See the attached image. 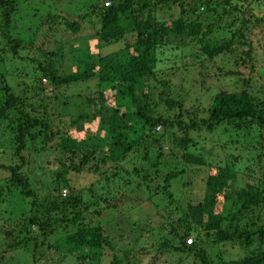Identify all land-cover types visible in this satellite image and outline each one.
Returning a JSON list of instances; mask_svg holds the SVG:
<instances>
[{
  "label": "trees",
  "instance_id": "obj_1",
  "mask_svg": "<svg viewBox=\"0 0 264 264\" xmlns=\"http://www.w3.org/2000/svg\"><path fill=\"white\" fill-rule=\"evenodd\" d=\"M16 1L0 0V120L8 113L12 115L8 119L9 140L6 147L9 159L17 160V163L7 166L0 164V168L8 173L0 180V198L7 199L19 193L28 200V209L24 212L26 214L19 216L15 229L11 227L2 232L5 247L0 251V264L31 241L33 245H45L46 249H53L62 255L79 254V259H83L82 254L96 256L97 261L103 248L111 249V243L100 225L84 223V214L90 205L85 204L80 211L71 196L60 199L56 195L60 193L56 185L64 188L68 182L65 178L67 169L62 162H58L59 169L51 172L58 182L52 192L40 190L42 198L35 199L37 191L30 188L27 174L22 172L24 162H27L23 151L67 155L69 171L79 173L96 159V153L101 154V158L97 157V164H104L105 161L114 163L134 152L145 138L150 140V145L142 146V161L154 167L153 173L157 175L158 166L164 165V161L160 162L164 160L160 141L166 139L169 147H177L181 153V162L171 167V172L165 174L163 186L159 187L160 194L169 204L174 202L169 191L171 183L183 174L195 177L197 172H192L191 167L205 164L198 155L188 152L196 145L189 138L190 133L202 131L212 135L221 130L220 134L232 132L234 137L242 134L248 141H255L250 149L244 147L252 152L246 157L251 166L249 173L264 170L260 136V131L264 129V89L260 92L251 89V73L255 72L256 77L264 82V52L261 61L256 62V53L246 39V33L258 22L253 11L260 5V0H106L105 6L93 4L87 9L95 17L97 31L91 34L94 41L86 42L85 49L81 50L82 56L78 54L77 59L81 56L79 65L71 72L58 71L52 60L61 59L64 54L59 45L58 49L47 54L49 60L45 65L38 64L36 70L31 68L23 75L5 71L6 61L2 57L5 49L17 53L21 48L20 35L11 27L18 13ZM81 18H85V14ZM54 20L71 34L79 31V23L60 19L56 13H46L40 25L46 21L53 24ZM174 38L176 42L172 44ZM87 43L92 44L97 52L89 53ZM111 44H118L119 49L100 54L99 50ZM183 49H187L189 55L182 56ZM220 55L233 56L232 65L227 70H216L221 78H229L237 89L215 91L212 87L204 88L202 94L206 95L208 103L204 104L200 113L191 111L188 105H181L167 92L161 95L159 101L165 107L164 112L171 111L170 117L158 110L156 112V104L150 102L149 88L156 81L162 89L167 86L163 80L156 79L160 75L158 72L168 70L174 73L190 65L200 76L201 72L208 71L207 65L210 67ZM92 82L96 89L91 95L98 104H91L86 98L82 101L86 112L69 116L68 123L63 125L64 130L50 127L49 122L58 119L55 118V104L62 99L65 91L72 90L79 83ZM46 84L55 90L59 98L50 93L39 98L38 93L43 94ZM199 86L202 87L201 83ZM34 97L36 103L32 101ZM93 121L111 142L105 151H101L102 141H93L74 164L77 151L81 153L80 145L87 141L80 125H85L87 129ZM161 128L162 132L155 134ZM235 142L230 141L237 144ZM259 151L260 154L256 155ZM232 160L237 164L245 158L236 154ZM206 165L201 199L186 200L177 208L181 216L177 218L176 225L181 233L176 227L169 226L178 239V247L173 250L180 254L193 253L199 264H264V224L259 225V218L255 216L257 207L264 204L263 192L258 184L252 185L248 180L244 181L242 188H233L235 178L230 176L232 166L229 163ZM132 173L136 176L139 171L133 169ZM140 178L144 179V176ZM104 180L107 183L109 178L105 176ZM102 201L107 203L105 199ZM98 212H95L97 216ZM60 226L64 230L72 227L74 232H64L62 238L47 246L46 239L53 236ZM191 234L195 238L187 244L185 240ZM200 238L211 239V245H237L243 248L244 253L237 259H208L204 252H195ZM108 264H118V259L112 257Z\"/></svg>",
  "mask_w": 264,
  "mask_h": 264
},
{
  "label": "rangeland",
  "instance_id": "obj_2",
  "mask_svg": "<svg viewBox=\"0 0 264 264\" xmlns=\"http://www.w3.org/2000/svg\"><path fill=\"white\" fill-rule=\"evenodd\" d=\"M104 2L106 0H17L16 12L18 11V13L14 16L11 27L16 29L20 35L21 48L17 53H10L8 49L3 50L2 57L4 62L6 61L4 70L7 72L13 71L20 75L30 71L31 68L36 70L38 64L45 65L48 62L49 55L47 54L54 52L59 48V45L64 54L61 59L52 60L54 67L64 73L74 70L79 65L78 61L82 56L81 50L85 49L86 42L94 41L91 34L97 31L95 17L87 8L93 4L97 6L103 4L105 6ZM46 13H56L60 19L79 23V31L71 34L68 30L63 29L61 25H58L57 20H54L53 24L46 21L40 25ZM84 14L85 18H81ZM253 14L259 23L257 22L258 24L256 23L246 33V39L247 42L251 43L254 54L256 53L254 60L260 62L264 52V0H260V5L255 7ZM49 27L52 30L48 29ZM0 41H2L1 37ZM60 42L61 44H59ZM175 42L176 38L172 39V44H175ZM88 47L89 53L94 54L97 52L92 44H88ZM118 49V44H111L104 46L99 52L100 54H108ZM79 53L81 56L77 59ZM84 55H86V52ZM181 55H189L188 50L183 49ZM232 57V55L218 56L210 67L207 65L208 71L206 73L201 72L200 76L194 73L195 70L190 65L185 70H178L174 73L168 70L158 72L160 75L156 74V79L158 81L163 80L167 86L162 89L156 81L149 88L150 102L156 104V112L158 110L170 117L171 111L164 112L165 107L159 101V99H162L161 95L167 92L173 99L181 102V105H188L191 111L200 113L204 104L208 103L205 100L206 95L202 94L204 88L212 87L215 91L219 89H237L234 83L228 80L229 78H221L216 70V68H220L222 71L227 70L232 65ZM182 63L187 64L183 60ZM246 76L244 75V77ZM251 76L253 77L252 91L260 92L263 90L264 82L256 77L255 72L251 73ZM260 77L263 78V75ZM17 81L18 88L21 89V84L18 79ZM24 82L30 83V81ZM200 83L202 87L199 86ZM70 87L73 86L70 85ZM43 88V94L39 95L38 93L39 98L48 93L56 97L59 96L49 85L46 84ZM95 89V83L92 82L79 83L72 90H66L62 99H58L55 104L54 113L57 115L55 118L58 119L51 120L49 126L64 130L63 125L68 123L69 116H73L78 112H86V106L82 103L86 98L90 99L91 104L97 105L98 101L91 95L95 93ZM13 90L16 91L14 86ZM32 101L36 103L35 97ZM10 118H12V115L8 113L0 120V164L4 166L12 162L13 164L17 163L16 159H12V161L9 159V151L6 147L9 140L7 125ZM80 130L84 132L83 136L87 135V141L80 145L81 153L77 151L76 157L73 159L74 164L78 162L77 160H79L82 152L93 144V141L97 139L102 141L100 143L101 151H105L109 141L111 142L106 134L97 128L94 121L87 126V129H85V125L82 127L80 125ZM160 132H162V128L161 131L158 129L155 134ZM220 132L221 130H216L212 135H206L202 131L189 134V138L196 145L191 147L188 152L198 155L205 164L191 167L193 168L192 172H197L195 177L183 174L180 179L171 183L169 191L174 197L172 204H169L165 196L160 194L159 187L163 186L165 174L171 172V167L181 162V153H179L177 147H169L165 138V140L160 141L164 152V160L161 159L160 162L162 164L164 161V165L158 166L157 175L153 173L154 167L142 161V146L150 145V140L145 138L141 140L142 145L136 146L134 152L114 163L105 161L104 164H101V162L97 164V157L98 159L101 158V154L97 155L96 153V159L79 173L69 171L67 155L61 156L57 152H50L47 155V153L38 152V154H35L32 151H23V158L27 162H24L22 172L27 174L30 188L37 191L35 199L37 200L42 195L40 190L47 193L52 192L58 182L55 181L51 172L59 169L58 162H62L67 169L65 178L68 182L64 188L56 185L60 190V193L56 195L60 199L71 196L80 211L85 204L90 205L88 212L84 214V223H90L93 226L100 225L104 230V235L111 243V249L103 248L97 261L96 256L82 254L83 259H79V254L62 255L53 249H46L45 245L39 243L33 245L31 241L21 249L16 250L8 259L6 256L5 259L7 260L4 264H108L112 257L118 259V264H199V260L193 253L183 252L180 254L173 250V248L178 247V239L169 226L176 227V230H178L176 220L181 216V213L177 208L184 204L186 200L201 199L204 190V176L207 170L206 163L209 166L213 164L221 166L229 163L232 166L230 176L235 178L232 184L233 188H242L244 181L248 180L252 185L258 184L261 192H263L262 197L264 200V170L257 169L253 174L249 173L251 166L246 159L252 154L247 149H250L255 141H248L242 134L234 137L231 135L232 132L228 134L227 132L220 134ZM217 134H219V137L215 138ZM260 136L262 137L261 148L264 154V129L260 131ZM234 140L237 144L230 143ZM236 154L240 155L241 158L244 156L245 160L234 164L232 157H235ZM257 154H260V151ZM165 161L167 162L166 165ZM245 168L247 169L245 170ZM133 169L139 171L138 175L135 176L132 173ZM7 176L8 173L0 168V180ZM105 176L109 178L107 183L104 180ZM143 176L144 179H141L140 177ZM4 198H0V251L5 247L2 232L10 230L11 227L15 229L19 216L28 209L26 202L28 200L23 199L19 193H14L12 196H8L7 199ZM103 199L107 200V203H103ZM97 210L99 211L98 216L95 213ZM255 216L259 218L258 224L263 225L264 204L257 207ZM64 232L72 233L74 228L68 227L64 230L60 226L53 236L46 239V245H53L55 241L65 235ZM178 233H181V231L178 230ZM193 238H195V235L191 234L185 242L189 244ZM242 249L237 245L228 243L211 245V239L200 238L197 241L195 252L202 251L211 260L216 258L231 260L241 257L244 253Z\"/></svg>",
  "mask_w": 264,
  "mask_h": 264
},
{
  "label": "built area",
  "instance_id": "obj_3",
  "mask_svg": "<svg viewBox=\"0 0 264 264\" xmlns=\"http://www.w3.org/2000/svg\"><path fill=\"white\" fill-rule=\"evenodd\" d=\"M104 5H107V3H104ZM44 82V81H43Z\"/></svg>",
  "mask_w": 264,
  "mask_h": 264
}]
</instances>
